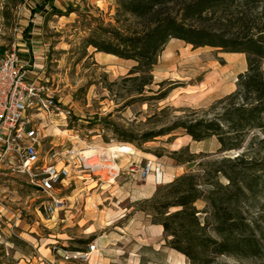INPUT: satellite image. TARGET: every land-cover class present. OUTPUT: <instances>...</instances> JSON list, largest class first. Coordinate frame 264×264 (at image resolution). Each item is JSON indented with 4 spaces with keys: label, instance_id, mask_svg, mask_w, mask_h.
I'll use <instances>...</instances> for the list:
<instances>
[{
    "label": "rangeland",
    "instance_id": "374dc122",
    "mask_svg": "<svg viewBox=\"0 0 264 264\" xmlns=\"http://www.w3.org/2000/svg\"><path fill=\"white\" fill-rule=\"evenodd\" d=\"M114 10L115 0H0V55L15 45L19 58L28 62L27 70L37 75L50 96V114L39 119L46 136L40 157L49 160L56 154L55 161L66 148L110 151L118 147L116 164L123 168L129 156L121 153L128 148L134 153L132 159L145 155V160L162 164L164 184L153 183L156 192L181 175L196 173L199 164L203 167L223 156H237L239 152L218 153L214 138L193 142L181 130L140 149L115 138L113 128L140 135L193 113L212 116L219 111L213 105L235 91L246 61L244 55L192 49L171 41L151 72V85L138 94L136 84L128 80L137 76L131 75L133 62L96 53L91 47L85 55L81 50V40L97 24L115 26ZM56 109L69 115L64 119ZM181 148L197 159L179 165L168 152ZM176 167L179 170L172 172ZM70 169L71 180L52 193L63 199L64 208L52 216L43 210L47 199L27 179L0 180V264H95L96 243L111 241H121L130 253H136L139 264H188L170 251L164 235L152 230L149 216L138 212L135 217V204L145 199L130 203L137 195L127 184L139 186L145 181L126 175L111 181L105 171L101 179L73 166ZM130 206L133 209L127 210ZM196 207L202 210L204 203L199 201ZM89 239V245L97 249L87 260L77 257L76 253L88 250L79 241ZM143 240L153 242L146 246Z\"/></svg>",
    "mask_w": 264,
    "mask_h": 264
},
{
    "label": "trees",
    "instance_id": "16d2710c",
    "mask_svg": "<svg viewBox=\"0 0 264 264\" xmlns=\"http://www.w3.org/2000/svg\"><path fill=\"white\" fill-rule=\"evenodd\" d=\"M113 20L112 27L97 24L81 50L133 62L131 75L137 76L128 80L138 94L151 85V72L171 41L245 56L246 71L235 91L213 105L219 111L212 116L193 113L140 135L112 133L140 149L181 130L193 142L216 139L218 153L239 152L199 164L196 173L157 188L134 207L162 227L168 247L188 264H264V0H115ZM168 154L179 165L197 159L187 148Z\"/></svg>",
    "mask_w": 264,
    "mask_h": 264
},
{
    "label": "built area",
    "instance_id": "2783aa9c",
    "mask_svg": "<svg viewBox=\"0 0 264 264\" xmlns=\"http://www.w3.org/2000/svg\"><path fill=\"white\" fill-rule=\"evenodd\" d=\"M50 105L48 89L39 79L29 77L15 45L0 55V180L8 176L27 179L36 192L47 199L43 203L45 214L52 216L64 208L63 199L52 193L71 180V166L101 179L102 173L108 172L111 181L126 175L132 180L152 178L155 186L164 184L163 166L157 159L128 161L120 168L116 164L117 156L108 157L97 147L66 148L58 160H52L56 154L49 160L42 159L40 151L46 136L39 119L43 114H50ZM56 110L64 119L69 115ZM121 155L133 156L131 153ZM94 250V245H88L87 251L76 256L87 260Z\"/></svg>",
    "mask_w": 264,
    "mask_h": 264
},
{
    "label": "crops",
    "instance_id": "0c3cea01",
    "mask_svg": "<svg viewBox=\"0 0 264 264\" xmlns=\"http://www.w3.org/2000/svg\"><path fill=\"white\" fill-rule=\"evenodd\" d=\"M32 12H34V11H32ZM228 55H235V54H228ZM21 62L26 66V68L28 67V62H24L22 60H21ZM29 76L31 79H34L35 78L34 76H37V75H33V73H31L29 71ZM123 153L134 154L128 148H124ZM123 153H121V154H123ZM142 155H144V154H142ZM144 156H139V157L134 156L133 159L130 157L128 160L139 162L141 160L146 159ZM178 170H179V167H176V169L172 172H177ZM127 185L131 186L133 191H134V194L137 195V198L130 201V203L136 202V201L141 200V199H148V198L152 197L155 193V187H153L152 178H148L145 181V184L143 183L139 186L136 184H132V182H129ZM128 196H130V195L128 194ZM132 209H133L132 206H130L127 210H132ZM137 216H138V212H136L135 217H137ZM151 227H152V230L159 233L160 235H163V230H162L161 226L152 224ZM144 241H145L146 246H149L153 242L152 240H149L150 243H148L147 240H143V242ZM142 244H144V243H142ZM141 246H143V245H141ZM96 247H98V249L97 248H95V249H97V252L99 253V258L96 260L95 264H128L129 261H133V260H135V264H139V261H137V259H136L137 254L136 253L135 254L130 253V250L129 249L127 250L126 247L124 245H122L121 241H111L108 244L107 243L104 244L103 242L102 243H96ZM170 251L173 252L174 254L178 255L181 258V260H186L184 256L176 253L175 251H173L171 249H170ZM89 264H91V263H89Z\"/></svg>",
    "mask_w": 264,
    "mask_h": 264
},
{
    "label": "bare ground",
    "instance_id": "6f19581e",
    "mask_svg": "<svg viewBox=\"0 0 264 264\" xmlns=\"http://www.w3.org/2000/svg\"><path fill=\"white\" fill-rule=\"evenodd\" d=\"M215 72V71H214ZM219 75V74H218ZM190 138V137H189ZM101 150V149H100ZM101 151H103V150H101ZM110 152L112 153V154H110ZM119 152V148L118 147H115V148H113V149H111L110 151L108 150H105V151H103V153L105 154V155H107L108 157H116V154Z\"/></svg>",
    "mask_w": 264,
    "mask_h": 264
}]
</instances>
